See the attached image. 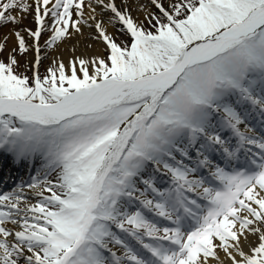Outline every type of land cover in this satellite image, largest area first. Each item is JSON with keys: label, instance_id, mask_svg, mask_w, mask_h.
Wrapping results in <instances>:
<instances>
[{"label": "snow or ice", "instance_id": "obj_1", "mask_svg": "<svg viewBox=\"0 0 264 264\" xmlns=\"http://www.w3.org/2000/svg\"><path fill=\"white\" fill-rule=\"evenodd\" d=\"M151 3L0 0L36 25L31 76L0 58V160L40 165L0 192V264H264V0ZM86 28L106 55L41 74L42 35Z\"/></svg>", "mask_w": 264, "mask_h": 264}, {"label": "bare ground", "instance_id": "obj_2", "mask_svg": "<svg viewBox=\"0 0 264 264\" xmlns=\"http://www.w3.org/2000/svg\"><path fill=\"white\" fill-rule=\"evenodd\" d=\"M151 0H117L118 4L122 8H129L132 11V16L138 20H143L145 15L149 11H155L156 9L153 6H150L149 2ZM19 15V13H14ZM31 28L35 30L36 25H34L33 17L27 15L26 18H23L22 23L14 26H7L2 30L3 37H9L7 40V45L5 48L6 55L12 52L13 49H17L15 54L17 59L19 60V64L22 65L23 70L20 72H26V64L22 63V57L19 56V51L17 47V39L13 34L14 31L19 30L21 28ZM109 31L113 34L120 36V33L116 31V28L109 27ZM118 33V34H117ZM23 34V33H22ZM6 35V36H5ZM24 35V34H23ZM25 39L30 40L28 35H24ZM94 30L93 29H85L83 35H74L70 39L66 40L64 43L60 44V46L56 49H52L49 52V59L47 60L46 65L47 67L51 66L54 59H62L65 63L68 62L74 55H84V56H97V55H104V45L95 39H93ZM123 36V35H122ZM49 38L44 37L41 39V54L45 58L46 53L44 52V45L45 41ZM75 49V52H73ZM44 58L41 61V64L44 62ZM30 61L31 66H33L35 61V52L34 50L29 51V56L26 58ZM22 63V64H21ZM20 67V66H19ZM20 69V68H19Z\"/></svg>", "mask_w": 264, "mask_h": 264}, {"label": "rangeland", "instance_id": "obj_3", "mask_svg": "<svg viewBox=\"0 0 264 264\" xmlns=\"http://www.w3.org/2000/svg\"><path fill=\"white\" fill-rule=\"evenodd\" d=\"M149 3L151 2V1H148ZM119 5V4H118ZM7 26H14V25H12V24H9V25H7ZM7 26H4V27H0V43H4L5 45H7V40L9 39V37L7 38V39H5V37H3L2 36V30L5 28V27H7ZM6 36V35H5ZM60 46V45H59ZM58 46V47H59ZM27 55L28 54H21V53H19V56L20 57H22V63H24V64H26L25 63V61H26V57H27ZM7 55H6V51L4 52V54H3V56L2 57H0V58H5ZM21 63V64H22ZM20 67L19 68H22L21 67V65H19ZM42 68H43V65L42 66H40V71L42 70ZM28 70H26V72H27ZM30 73H31V71H30Z\"/></svg>", "mask_w": 264, "mask_h": 264}]
</instances>
